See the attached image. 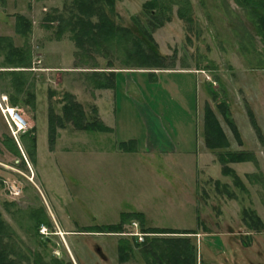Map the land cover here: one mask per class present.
<instances>
[{"label":"rangeland","instance_id":"374dc122","mask_svg":"<svg viewBox=\"0 0 264 264\" xmlns=\"http://www.w3.org/2000/svg\"><path fill=\"white\" fill-rule=\"evenodd\" d=\"M149 1L115 0V24L131 28L136 19L152 34L159 53L167 61L178 67L193 60L196 66L210 68L209 81L222 82L245 142L244 149L256 153L258 158L255 157L257 166L251 162L230 166L246 190L235 186L232 178L222 176L216 162L208 174L201 172L203 167L196 163L195 154H191L194 146L188 140L178 148L180 153L167 156V164L162 159L166 155L146 152L141 143L145 137L144 121L126 98L120 77L114 91L116 112L107 103L100 105L105 123L114 125V132L76 131L65 123L62 129L57 128L55 147L50 151L49 112L61 116L63 95H73L90 121L95 116L96 93L89 76L98 70L107 74L113 68L128 71L125 68L131 65L124 61L120 47L114 46L108 53L102 49L89 51L88 56L77 49L70 32L61 37L55 35L58 23L47 18L60 13L65 18L72 15V11L69 15L67 12L72 0H0V35L11 40L1 43L0 69L9 72H0V88L11 85L9 92L18 98L16 106L20 107L16 110L27 122L24 132L12 136L0 112V214L9 235L4 244L13 252L9 259H14V264H120L118 241L124 238L142 243L148 236H141L139 225H132L137 222L125 224L118 236L84 231L87 227L117 224L122 213L132 212L142 213L148 227L195 231L196 235L186 237L195 243L200 264H212L207 247L212 241L205 239L214 234L217 237L211 244L217 248L231 246L236 254V247L243 248L249 261L264 262L259 255L264 254V228L252 230L242 221V209L248 208L264 225V42L258 35L255 18L250 9L240 8L234 0H189L193 24L188 26L177 15L182 0H161L165 9L162 16L170 21L152 32L150 24L156 22L143 8ZM17 15L31 24L27 37L15 33ZM96 21L92 18V22ZM9 48L24 49L23 66L39 71L10 72L20 69L11 67L20 65L5 62ZM76 65H80L77 71L86 73L66 72ZM153 75L133 72L131 79L144 94L152 113L160 116L167 131H172L180 127L175 124L179 119H192L189 101L185 109L178 93L185 86L186 96L191 95L192 88L185 82L189 77L162 75L155 83ZM14 77L22 79L27 90L35 91L34 106L31 102L27 105L22 94H15L11 81ZM29 79L37 81L34 90ZM7 104L13 108L11 99ZM247 108L254 113L262 132L263 140L258 146L245 113ZM188 128L184 130L185 139ZM129 139L137 140V153L117 151V144ZM234 142L231 135V151L238 150ZM209 174L219 181L214 182ZM252 174L255 176L251 182L247 176ZM232 193L234 197L229 198ZM133 233L137 235L131 236ZM230 233L237 235L229 237ZM56 256L61 258L58 263ZM124 264H144L138 247L131 261Z\"/></svg>","mask_w":264,"mask_h":264},{"label":"trees","instance_id":"16d2710c","mask_svg":"<svg viewBox=\"0 0 264 264\" xmlns=\"http://www.w3.org/2000/svg\"><path fill=\"white\" fill-rule=\"evenodd\" d=\"M2 1V0H1ZM235 4L245 10L250 9V14L255 18L258 35L264 42V0H234ZM163 2L161 0H151L143 5V8L151 13V19L156 22V25L150 24L153 32L158 27H162L164 22L170 21L169 17L163 18L162 11ZM115 0H72L71 7L67 8L68 15L72 11V15L65 18L62 13L57 16H49L47 20L57 22V31L55 35L61 37L64 33H71V40L80 49L82 53L89 56V51L99 52L100 49L104 52H109L114 46L120 47L124 61L130 63V67L126 70L142 71V70H173L174 62L167 61V58L159 53L158 45L154 41L152 34L144 29L141 24L133 20V27H120L115 24L113 15L115 14ZM189 0H182L180 7L177 10L178 18L187 23L188 26L193 24L192 9ZM92 18H97L96 22H92ZM48 28V27H47ZM30 22L22 15L16 16L15 33L22 37H27L31 32ZM11 41L10 38L0 37L1 43ZM90 49V50H89ZM24 51V52H23ZM7 56V57H6ZM5 62L9 64L17 63L20 67H11L27 69L24 67L25 50L9 48ZM11 60V61H10ZM112 65V64H111ZM80 65L74 68L78 69ZM114 69V68H113ZM15 73V72H14ZM22 73V72H20ZM89 76L94 89H112L114 87V73H97ZM147 74L153 75L148 72ZM18 75V74H12ZM14 79V80H13ZM11 81L15 94L24 96L27 105L30 102L34 106V93L25 88L22 79L14 77ZM22 84L24 86H22ZM23 87V88H22ZM12 107L18 105L17 97L10 96ZM63 106L61 116H56L49 112L48 118V142L50 151L55 147L57 139V128L62 129L64 124H71L76 131L84 132H100L110 133L111 129L103 125L95 116L88 121L86 113L80 103L75 100V97L70 93L63 95ZM218 109L221 111L224 120L229 126L232 134L241 145V140L235 125L230 119L229 111L225 104H220ZM247 114L251 126L253 127L258 140L261 142L262 132L259 128L253 112L247 108ZM204 134L206 147L215 152L217 161L221 167V174L225 177H230L234 181L235 186L240 187L245 191L243 183L230 167L231 164L254 163L257 166L255 156L246 151L232 152L229 151V143L217 121L213 111L207 105L204 109ZM34 149V146H32ZM118 148L122 152L133 153L136 151L135 142L119 143ZM32 154V153H31ZM255 174L248 175L247 179L252 182ZM233 198V193L228 195ZM242 221L252 230L264 228L263 223L258 218L252 209H242ZM40 222V221H39ZM137 222L140 231L145 235H163L164 237L145 236L144 242L138 243L136 240L131 242L127 239H120L117 243V259L120 264L128 263L134 256V249L139 248V254L142 257L144 264H196L198 259V249L195 243L187 235H196L195 231L191 230H175V229H160L155 227H146L145 218L142 213H122L120 221L113 225H102L85 228V232L89 233H111L120 234L123 231L125 224ZM8 228L5 226L2 215L0 214V264H14V259H9L13 254L11 250L6 248L4 240L7 235ZM7 239V238H6ZM57 263L59 260L55 257Z\"/></svg>","mask_w":264,"mask_h":264},{"label":"crops","instance_id":"0c3cea01","mask_svg":"<svg viewBox=\"0 0 264 264\" xmlns=\"http://www.w3.org/2000/svg\"><path fill=\"white\" fill-rule=\"evenodd\" d=\"M0 37H6V36L0 35ZM205 64H207V63L205 62ZM73 69L66 70V72L67 73H78V72L86 73V72H82V71H77L75 68H73ZM16 70L17 71L10 70V72H21V71H23L26 73H31V72L34 73L35 71H39V70H36L35 68L16 69ZM204 70H206L207 74L201 73V72H204ZM0 72H9V71H5V69H0ZM96 72L97 73H103L104 71L98 70ZM109 72L114 73V78H113L114 87L112 89H95V93H96L95 107H96L97 119L103 125H105L109 129H111L110 133L114 132V125L110 124V126L109 125L107 126V124L105 123L104 118H103V113H101V111H100V105L103 103H107L108 106L112 109V111L114 113L116 112L114 91L117 88L116 80H117V78L120 77V80H122L123 85H125L126 93L128 94V96L126 98H128L130 100L132 105L136 106V108L138 109L139 114L142 117L144 124H145V137H144L143 141H141V143L143 145V149L146 152L150 153V155H152V156H154V155L156 156V155H160V154L166 155L165 157L162 158L163 161L166 162L165 164H167L168 161L170 160L167 157L168 155H170L172 153L176 154L177 152L180 153L178 151V148L180 146L182 148L184 145V141H186V140H188L191 143V145L194 146V152H192L191 154H195L196 163L198 162L197 164H199L200 166L203 167L202 169L200 168L201 172H205L206 174H208V172H210L209 168L211 166H214L215 162L217 164H219L217 161V155L215 154V152L209 150L205 144L204 109H205V106H207V105L213 111V113H214L217 121L219 122L220 127H221V129H222V131H223V133H224V135H225V137L229 143L228 150L231 151L230 149H232V147H231V135H232L233 139L235 141L234 143H236V145L238 146V150H235L232 152L246 151L244 149L245 148L244 147L245 142L241 137L240 129L238 127L237 121L235 120V117H234V114L232 111L231 103H230V101H228V95L225 94V92H224L225 88H224L222 82L220 80L219 81L218 80H214V81L210 80L209 81V78L212 77V75L210 73L211 72L210 68H206L205 66H200V67L196 66L195 61L188 60L187 62L183 63V65H178V67H177V65H175L173 70H161L160 72L149 71V72L154 74L153 76L156 75V78H153L155 80V83H157V81H159L158 77L162 76V75H165V76L183 75V76L189 77V80L185 81V82H188L189 87L191 86V88H192L191 95L189 97L186 96V94L184 92L185 86L182 87V93L181 92H178V93L181 94V95H179V97H180V100L182 102V106L185 109L187 108V106H188L187 103L189 101V106H190V110H191L190 116L192 119H190L187 122L184 120H182V122H181V119H179L175 124H177L180 127H177V128L172 127L173 128L172 131H167V127L165 128L164 125L162 123H160V121H159L160 116L158 114L156 115V114L152 113V111L149 109V107L147 105L145 98L143 97L144 94L141 92V90L138 87V85L136 84V82L131 79L133 72H136V74H139V75H147L148 71H133V70L119 71V70L111 69V70L107 71V73H109ZM35 73H37V72H35ZM104 73H106V72H104ZM31 75L33 77L36 74H31ZM3 76L5 78L6 75H3ZM37 76L38 77H36V78L38 79L39 74ZM36 82H37L36 80H30V83H31L30 85H32V83H33V90H34V84ZM28 83H29V81H28ZM150 83H151V81H150ZM8 85L9 86L7 87V89L4 88L6 90L0 88V96L9 98L12 95V92H9V90L11 91V87H10L11 85L10 84H8ZM215 87H218V89H215ZM8 88H10V89H8ZM220 104L226 105V107L229 111L230 119L232 120L233 124L235 125L237 132L239 134V137L241 139V142H242L241 145L238 144V142L235 139L234 135L232 134L229 126L227 125L226 121L224 120L221 111L218 109V106ZM13 108L20 110L19 106H16ZM215 109L218 111V113L215 111ZM192 110H194V114H192ZM184 113H186V111H184ZM245 113L248 117L247 109H246ZM236 118H237V116H236ZM248 119H249V117H248ZM188 126H189V128L187 130L188 132L186 133L187 139H185L184 138V135H185L184 130ZM226 127H228V129H229L228 131H227ZM252 130L256 136V133H255L253 127H252ZM97 133H99V132H97ZM255 139H256L255 141L257 143V146H258V143H260V141L258 140L257 136ZM129 141H134L135 142V148L139 149V147H138L139 145H138V142L136 139L126 140V142H129ZM122 142H124V141H120V143H122ZM174 142H175V144H174ZM118 145H119V143L117 144V147H115V148L117 149V151L122 152L119 150ZM175 145H176V147H175ZM257 146L255 148H257ZM246 152H248V151H246ZM135 153H137V152H135ZM250 153H252L255 157L257 156L256 153H254L252 151ZM128 154H130V153H128ZM220 170H221V167H220ZM220 173H221V171H220ZM209 178L213 179L214 182L219 181V180H217V178L213 177L212 175H210ZM146 227H148V226H146ZM224 227L229 228L230 226H228L227 224H224ZM155 228H158V227H155ZM160 229H168V228H160ZM177 230H180V229H177ZM236 235L233 233H230L229 237L236 236ZM206 237H208L207 239H205L206 241L211 240L212 242H214V239L217 237V234H214V236H206ZM246 238L249 239V237H246ZM202 239H203V236L200 238L199 243L202 242L201 241ZM231 239L232 238H230V240ZM211 243L208 242L207 247H208V250H210V253L213 257V261H211L212 264H256L254 262L252 263V261H249L247 253H246V255H244L243 251H245V249H243V248L236 247V250H239V254H236L235 250H232L231 246H227V247L222 246L221 248H217L216 245H214V244L212 245ZM209 245L212 248H210ZM242 254H243V256H242ZM259 255L262 257L260 259L264 258L263 257L264 254L259 253ZM258 264H264V262L259 261Z\"/></svg>","mask_w":264,"mask_h":264},{"label":"built area","instance_id":"2783aa9c","mask_svg":"<svg viewBox=\"0 0 264 264\" xmlns=\"http://www.w3.org/2000/svg\"><path fill=\"white\" fill-rule=\"evenodd\" d=\"M3 104L0 103V112L2 114V117L6 121V124L8 128L10 129V133L12 136H16L18 133L24 132V130L27 127V122L23 118V116L14 108H11L12 112H9V106H8V98L7 97H2L1 98ZM133 226H137L138 224L133 223ZM137 234L133 233L131 236H136ZM145 234H141L143 236ZM139 236V237H141ZM142 241V239H140ZM197 264H200L198 261Z\"/></svg>","mask_w":264,"mask_h":264},{"label":"flooded vegetation","instance_id":"af4514ba","mask_svg":"<svg viewBox=\"0 0 264 264\" xmlns=\"http://www.w3.org/2000/svg\"><path fill=\"white\" fill-rule=\"evenodd\" d=\"M85 232V231H84ZM85 233H88V234H99V235H104V234H109V235H111V236H118L119 234H111V233H89V232H85ZM97 249V253H99L100 252V250L98 249V248H96ZM99 255H100V257H101V254L99 253ZM56 258H57V256H56ZM58 259V258H57ZM61 259V258H60ZM60 259H58V260H60ZM102 259H103V256H102Z\"/></svg>","mask_w":264,"mask_h":264},{"label":"bare ground","instance_id":"6f19581e","mask_svg":"<svg viewBox=\"0 0 264 264\" xmlns=\"http://www.w3.org/2000/svg\"><path fill=\"white\" fill-rule=\"evenodd\" d=\"M9 112H12V110L9 108Z\"/></svg>","mask_w":264,"mask_h":264}]
</instances>
